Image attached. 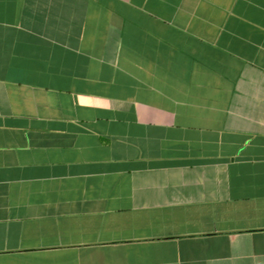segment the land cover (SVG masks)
Here are the masks:
<instances>
[{
	"label": "crops",
	"instance_id": "1",
	"mask_svg": "<svg viewBox=\"0 0 264 264\" xmlns=\"http://www.w3.org/2000/svg\"><path fill=\"white\" fill-rule=\"evenodd\" d=\"M0 264H264V0H0Z\"/></svg>",
	"mask_w": 264,
	"mask_h": 264
}]
</instances>
